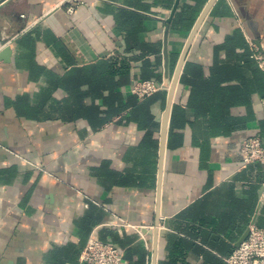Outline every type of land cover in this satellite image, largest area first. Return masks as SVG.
Listing matches in <instances>:
<instances>
[{
    "label": "crops",
    "instance_id": "1",
    "mask_svg": "<svg viewBox=\"0 0 264 264\" xmlns=\"http://www.w3.org/2000/svg\"><path fill=\"white\" fill-rule=\"evenodd\" d=\"M83 1L0 3V264H81L91 237L124 264H229L264 228V166L238 154L264 144V0H215L188 49L208 0H181L168 72L175 0ZM178 70L168 115L169 89L131 91Z\"/></svg>",
    "mask_w": 264,
    "mask_h": 264
},
{
    "label": "built area",
    "instance_id": "2",
    "mask_svg": "<svg viewBox=\"0 0 264 264\" xmlns=\"http://www.w3.org/2000/svg\"><path fill=\"white\" fill-rule=\"evenodd\" d=\"M71 8L75 4L84 3L83 0H68ZM261 60L264 68V58L255 55ZM170 85L165 82H157L153 79H142L134 83L132 93L139 99H144L162 89H169ZM243 164L258 162L264 166V144L257 136L245 138L238 149ZM260 202L264 203V182ZM124 251L115 244L103 242L95 237L89 238L82 253L81 264H124ZM229 264H264V228L255 223L249 225V233L226 258Z\"/></svg>",
    "mask_w": 264,
    "mask_h": 264
},
{
    "label": "water",
    "instance_id": "3",
    "mask_svg": "<svg viewBox=\"0 0 264 264\" xmlns=\"http://www.w3.org/2000/svg\"><path fill=\"white\" fill-rule=\"evenodd\" d=\"M4 0H0V3L3 2ZM180 1L181 0H175L174 2V6L172 8V11H171V14L169 16V18L167 19V26H166V29H165V48H164V56H165V69H166V72H168V47H167V40H168V33H169V29H170V24H171V21L173 19V16L174 14L176 13L178 7H179V4H180ZM215 2V0H208L207 4L205 5L200 17L198 18V21L196 22V26L192 32V36L187 44V49L188 47L190 46L192 40H193V37L195 35V32L197 30V28L199 27V25L201 24V22L203 21V19L205 18V16L207 15L209 9L211 8V6L213 5V3ZM251 24L254 26V23L251 22ZM0 43H2V37H1V34H0ZM3 48L0 50V57H2L3 55L5 54H9L10 51H11V47L10 45H6V44H3ZM260 45V49L261 51L263 52L264 54V50L261 46V44L259 43ZM186 49V51H187ZM186 51H185V54H186ZM185 54L182 56V59H181V63L183 62L184 58H185ZM264 58V56H263ZM6 61H9V60H6ZM180 70V68H179ZM179 70L176 74V77L173 79V82L172 84L170 85L169 87V106H168V110H167V115L169 114V111H170V108H171V105H172V97H173V92H174V89H175V86H176V83H177V80H178V76H179ZM248 233H249V229H248V232L246 233V235L240 240L239 244L246 239V237L248 236ZM238 244V245H239Z\"/></svg>",
    "mask_w": 264,
    "mask_h": 264
}]
</instances>
